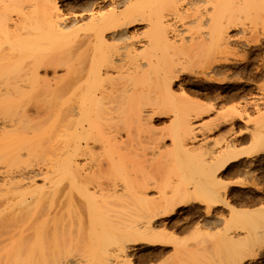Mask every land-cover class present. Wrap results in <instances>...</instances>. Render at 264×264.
<instances>
[{"label":"bare ground","instance_id":"6f19581e","mask_svg":"<svg viewBox=\"0 0 264 264\" xmlns=\"http://www.w3.org/2000/svg\"><path fill=\"white\" fill-rule=\"evenodd\" d=\"M67 1L0 0V264H130L140 245L157 247L153 251L162 254L173 244V255L165 254L171 257L167 261L197 264L190 252L185 256L184 243L177 244L180 237L166 231V221L173 213L194 203L202 205V214L223 206L235 217L236 227L224 225V231L221 226L224 236L218 230L225 242L223 252H228L222 256L224 264H264V203L260 200L254 210L238 208L225 196L226 186L220 189L224 181L218 177L227 169L236 171L241 164L247 173L258 159L264 162V122L257 123L261 129L254 126L257 131L252 133L247 127L237 133L228 130L233 134L226 138L222 134V144L219 134L215 137L220 142L202 132L204 128L208 131L205 126L210 128L214 117L225 119L222 116L230 112L249 115V109L257 114L253 120L264 121V61L255 65L253 52H248L264 42L260 23L264 0ZM252 14L260 16L261 29ZM128 50L135 52L134 58ZM256 51L255 56L262 55ZM125 53L128 60L123 58ZM123 59H131L130 63L136 59L130 64L133 76L130 70H126L128 76L123 72ZM189 66L213 83H205L200 92L213 97L212 104L192 99V89L186 87L189 81L182 75L193 71ZM120 67L128 79L133 77L127 83L122 78L125 75L117 78ZM230 72L236 76L221 86ZM114 77L125 83L115 82ZM235 99L242 102L228 114L223 101ZM209 114L214 116L206 123L203 117ZM155 115L159 120L172 118L170 139L183 162L179 168L182 180L176 176L178 182L171 183L170 193L164 186L172 176L159 179V164L155 166L157 177L154 167L150 169L155 172L146 171L144 164L137 163L138 141L132 144L137 138L131 137L133 125L147 126L143 121L146 117L152 121ZM123 127L126 140L121 135ZM247 133L248 146L252 143L256 148L251 144L247 150L243 146L237 150L240 141H247ZM166 134H156L152 142L157 146L148 148L168 150ZM213 140L218 145L210 149L209 159L195 155ZM176 150L173 156L178 155ZM147 161L150 166L152 160ZM154 177L161 180L163 190L158 192L160 181L156 180L157 186ZM156 186L158 195L152 198L149 190ZM207 230L204 235L199 232L201 239ZM218 235L212 234V240ZM209 236L203 238L205 242ZM229 239L234 240L232 244ZM207 256L206 263L222 264L219 259L214 263L211 256L209 262Z\"/></svg>","mask_w":264,"mask_h":264},{"label":"rangeland","instance_id":"374dc122","mask_svg":"<svg viewBox=\"0 0 264 264\" xmlns=\"http://www.w3.org/2000/svg\"><path fill=\"white\" fill-rule=\"evenodd\" d=\"M68 1L67 0H60V4H66ZM254 15H255V17L257 16L256 14H252L251 16H253L254 17ZM250 16V17H251ZM258 16H259V14H258ZM261 16H264V15H261ZM253 17H251L250 18V22H251V20L253 21ZM257 18V19H256ZM256 18H254L255 20H256V22H255V20L253 21L254 23H256L255 25H256V27H258V29H261V27H263L264 26V21H262V18H260V16L259 17H256ZM259 18H260V21H259ZM264 19V18H263ZM259 22L260 23H262L263 24V26H260L261 24H259ZM249 23V22H248ZM251 23H249V25H250ZM254 25V26H255ZM250 26H253V25H250ZM142 31V30H141ZM140 31V32H141ZM233 33H235V31L233 32ZM237 35V34H236ZM241 35V34H240ZM263 41V40H262ZM262 46V47H261ZM261 46H256L257 48L259 47V49H258V51H260V52H262V55L261 54H257L258 55V57L257 56H255V54L256 53H254L256 50H257V48H251L252 46H250V48H251V51L249 50V49H247V51L250 53V52H253V54H254V56H252L253 57V61H256V62H253V63H255V65H256V63L258 64L259 62H263L264 61V42H262V45ZM253 47H255V46H253ZM241 48V47H240ZM258 51H256V52H258ZM123 53H124V50L122 51ZM125 52H127L126 50H125ZM128 52L129 53H131V56L133 55V54H135V52H133V51H129L128 50ZM260 52H258V53H260ZM126 54H127V57L129 56L128 55V53H125L124 54V56H123V58H126ZM252 53H250V55H253ZM259 56H260V59H259ZM255 57V58H254ZM263 57V58H262ZM130 57H128V59H129ZM132 58V57H131ZM133 58H134V55H133ZM135 58H136V56H135ZM127 59V58H126ZM126 59H123L122 60V66L125 64L126 65V69L124 68L125 67V65L123 66V69H125L124 71H123V69L121 70V67L119 68V72H121V73H119L118 72V74H116L118 77L117 78H119V74L121 75L122 74V71L123 72H125L126 70H130V72H128V71H126L125 72V74L128 72V73H133V72H131V69H132V67H134V66H130V64L131 63H134L135 62V60L136 59H134V61L133 62H131L130 63V61H131V59H130V61H127ZM255 59V60H254ZM124 60H126V61H124ZM259 60H261V61H259ZM258 61V62H257ZM123 62H124V64H123ZM129 62V63H128ZM252 63V64H253ZM127 64H129L128 66H127ZM260 64V63H259ZM132 65V64H131ZM254 65V64H253ZM190 68H189V70H191V68H193V67H191V66H189ZM195 68V67H194ZM193 68V71H188V69H187V71H188V73L185 71L182 75L189 81V82H187V85H186V87H187V89L188 88H190V89H192V91L190 90V92H189V90H188V92L190 93V94H192L191 95V97H192V99H193V96H194V99H195V101L198 99V101L199 100H202L201 102L203 103V102H205V103H208V104H212V102H214V100H213V97H209V96H207V97H205L206 96V94H203V93H201L200 94V92H201V88H203V86L205 85V83H206V86H207V84L209 85V84H211V85H213V83L211 82H209L208 80H204V78H202L199 74H196V70H197V68H195L194 69ZM132 71H134V70H132ZM193 72V73H192ZM232 72V71H231ZM231 72H230V76H228V77H225L226 79H224V80H226V81H223V83H221V86H227V85H229L230 83H231V81H230V78H231V80L233 79V76H236V74H231ZM128 73H127V76H128ZM186 73V74H185ZM189 73H191L192 75H190ZM195 73V74H194ZM234 73H237V72H234ZM125 74H122V76H124ZM191 76V81H190V76ZM194 74V75H193ZM132 75V74H131ZM130 75V76H131ZM232 75V76H231ZM238 75V74H237ZM114 76V75H113ZM126 76V75H125ZM122 77L123 78V80H124V78H126V83L128 82L127 81V79L129 78H127V76L126 77ZM133 76V75H132ZM189 76V77H188ZM195 76V77H194ZM198 76V77H197ZM218 76H220V75H218ZM194 77V79H192ZM238 77V76H237ZM237 77H234V79L235 78H237ZM116 77H114V80H117V78L115 79ZM121 78V79H122ZM133 77H131L130 79H128V80H131ZM135 78V77H134ZM195 78H196V80H195ZM216 78V77H215ZM219 78H223V76H221V77H219ZM217 79H218V77H217ZM123 80H117V81H115V82H119L120 84L122 83L123 84ZM133 80H135L136 81V79H133ZM186 80V81H187ZM195 80V81H194ZM216 80V79H215ZM214 80V81H215ZM193 81V82H192ZM200 81H204V82H202L203 83V85L201 84V82ZM262 81H264V80H262ZM208 82V83H207ZM257 82H261V81H257ZM256 82V83H257ZM125 83V82H124ZM132 83V81L130 82V84ZM134 83V82H133ZM129 84V83H128ZM198 84V85H197ZM201 84V85H200ZM264 85V82H262V84L261 83H258V85ZM192 85L194 86V87H192ZM196 85V86H195ZM189 86V87H188ZM191 86V87H190ZM210 86V85H209ZM176 89V88H175ZM187 89H186V91H187ZM255 89H256V87H255ZM178 89H176V91H177ZM196 90V91H195ZM257 90V89H256ZM256 90H254L253 89V93H255L256 92ZM209 98H211L210 100H209ZM239 99H235V100H226V101H223V103L224 104H222V106H224L223 108H225V111H227L228 112V114H229V111L230 110H232V106L233 107H235L236 105H238V103L240 102H242L241 100L242 99H240V101H238ZM212 101V102H211ZM234 102H235V104H234ZM204 103V105H208V104H205ZM239 103V104H240ZM229 104V105H228ZM231 104H233V105H231ZM226 105V106H225ZM227 108V109H226ZM231 108V109H230ZM251 109V108H250ZM168 110V109H167ZM248 112H247V114H249V115H244V114H246V112H244L242 115L240 114V116L238 115V114H235V116H237V117H233V113L232 112H230V115H228L227 116V114H226V117H225V115L224 116H222V117H224L225 119H223V118H217L218 120H214L216 117H214V119H213V122L214 123H212L211 121V118L210 117H213L214 115H212V114H209V115H207L206 117L204 116L203 117V120L205 119V121L208 119V117H209V119L211 120L210 122L212 123H208L209 125H211V127L209 128V126L207 125V126H205V125H203V126H205L206 128H208V131L204 128V130L202 131V132H204L205 131V133H208L209 134V136H211L213 139L215 138L216 140L218 139V137H219V135H220V141H221V139H222V134H223V138H226L228 135V137H230L231 136V134H233L234 132L235 133H237L238 131L240 132H243V131H246L247 130V132H250L251 131V133H252V131L254 132V130H256L257 128L258 129H261V128H259L258 126L259 125H257V123L258 124H262L261 122H264L262 119H260V118H257V121H256V119L255 120H253L254 119V115H255V117H256V115L257 114H255L252 110L250 111L249 109L247 110ZM251 112H252V114H251ZM151 113V112H150ZM233 114V115H232ZM171 115V112L169 113V116ZM211 115V116H210ZM148 116V115H147ZM230 116V117H229ZM242 119V121L240 120V118ZM247 116H250V117H247ZM251 116H253L252 118H251ZM171 117V116H170ZM170 117H168V118H163L162 120H159V118L155 115L153 118H152V121H150L149 119L148 120H146L147 119V117H146V119L143 121L144 123L146 122V124H147V126L144 124L143 126H142V123H140V124H137V125H133V127H132V129H130L131 130V137L132 138H135L136 136H137V138H139L138 140H137V138H135L134 139V141H132L133 139H131V141L133 142L132 144H133V146H134V144L136 143V141H138L135 145L137 146H135L136 148H135V150H137V157H138V160H139V162H137L138 164L140 163H142V164H144L145 166H146V168H145V170L147 169V168H149V170H153L154 168V170H157L156 169V167L158 166L157 164H159V166L157 167L158 168V170H159V172H158V170L155 172L154 170V172L156 173H153V171H151L153 174H154V176H156L157 175V172H158V176H159V173H160V175H161V177H158L159 179L160 178H162V181L164 180V177H166V175H167V177H168V179L172 176V178H170V180H167V181H169V182H165V184L166 185H168L169 186V184H170V186H169V189H165V187H168V186H164V191L165 190H167V192H168V190H170L171 191V189L173 188L174 189V187L172 186V184H173V181L175 182H178L177 180H182V178H181V176H180V173H181V171H182V169H179V168H183V167H181V166H183V162H182V158L180 157V152L178 151L177 152V150H178V148H177V150H176V148L174 147V145L172 144V142H171V139H170V133L172 132V130H173V127H172V124L173 123H171V121H172V118H171V120H170ZM233 119H232V118ZM247 118V120H249V122L246 120V118ZM228 118V119H227ZM232 120H231V119ZM230 119V120H229ZM245 119V120H244ZM250 119H252V120H250ZM258 119H259V121H258ZM221 120V121H220ZM227 121V122H224V121ZM229 120V121H228ZM233 120H235V121H233ZM261 120V121H260ZM205 121H204V124H205ZM208 121V120H207ZM207 121H206V123H207ZM231 121H232V123H231ZM246 123H244V122ZM248 123H247V122ZM217 122H220L219 123V127H218V123ZM221 122L223 123L222 125H221ZM235 122V123H234ZM243 123V124H242ZM226 124V125H225ZM227 124H229V125H227ZM233 124V125H232ZM235 124V125H234ZM254 124H256V125H254ZM264 124V123H263ZM262 124V125H263ZM174 125V124H173ZM233 127H232V126ZM262 125H260V127L262 126ZM142 126V128L140 129V127ZM212 126H217V128L215 127H212ZM254 126H256V127H254ZM147 127V128H146ZM167 127H169V128H167ZM228 127V128H227ZM230 127H231V129H230ZM246 127H247V129H246ZM147 130V132H149V133H147L146 132V130ZM233 128V129H232ZM125 128L123 127V130H122V128H121V135H122V137H124L125 135H126V129L124 130ZM142 129H144L145 130V134H148L147 136H144L145 134L144 133H142L143 131H142ZM211 129V130H210ZM227 129V130H226ZM244 129H246V130H244ZM249 129V130H248ZM155 130H157V131H155ZM161 130V131H160ZM211 132H210V131ZM218 130V131H217ZM228 130H230V131H232V132H229ZM163 131V132H162ZM223 131V132H222ZM226 131V132H225ZM257 131V130H256ZM259 131V130H258ZM155 132H157L156 134H157V136H159L160 134L162 135V134H165V133H167L166 135V139H165V143L168 145V146H166L165 148L167 149V147H168V150H166L167 152L169 151V149L170 148H172V149H174L173 151H172V149L170 150V152L172 151L173 153H171L169 156H167L166 154H167V152H166V154L164 155L163 153H164V151H163V149L161 148H159L161 151H162V153L160 152V150L159 149H157L158 147H154L153 149L151 148H148V146L149 147H151V145H152V147L153 146H157V145H155V143H153L152 142V140L153 141H155L156 139H155ZM162 132V133H161ZM229 134H228V133ZM125 133V134H124ZM158 133H159V135H158ZM214 133V134H213ZM221 133V134H220ZM225 133L227 134V135H225ZM144 134V135H143ZM149 134H150V136H149ZM217 134H219V135H217ZM136 135V136H135ZM161 135H160V137H161ZM218 136V137H215V136ZM249 136V134L247 133V134H245V138H247V141H246V139L244 140H242V141H240V144H237V150H239V146H241V148H242V146H243V148L245 149V150H247V149H249V146L252 144H249V146H248V141L250 142V139L248 138V137H246V136ZM165 136V135H164ZM169 136V137H168ZM226 136V137H225ZM149 137H151V138H149ZM212 138H211V140H212ZM124 140H126V138L124 137ZM128 140V139H127ZM136 140V141H135ZM151 140V141H150ZM223 140V139H222ZM131 141H129L130 143H131ZM158 141V140H157ZM218 142H220L219 141V139L217 140ZM217 141H216V143H217ZM129 142H127L128 144H130ZM222 142L223 141H221V143H219V144H222ZM126 143V144H127ZM153 143V144H152ZM157 143V142H156ZM215 142H214V140L213 141H211L210 142V144H208L207 146H205L204 148H201L203 151H204V154H203V152H202V150L201 149H199V150H201L200 152L197 150L196 152H199V153H196L195 151H194V154L197 156V155H199L200 157L202 156L203 157V159H202V157H201V159L202 160H204L205 158L206 159H209L210 157V153L213 151V149L214 150H216V148H217V145L218 144H216ZM151 144V145H150ZM147 145V147H145ZM211 147H210V146ZM254 144H252L250 147L251 148H253V147H255V146H257V145H255V146H253ZM170 146V147H169ZM253 146V147H252ZM177 147V146H176ZM146 148V151L144 150V149ZM205 148H206V150H205ZM212 148V149H211ZM240 148V149H241ZM242 148V149H243ZM250 148V149H251ZM256 148V147H255ZM133 150H134V148H132ZM149 149V150H148ZM212 151H211V150ZM151 150V151H150ZM159 150V151H158ZM175 150H176V152L178 153V155L177 156H173L172 154H175ZM154 151V152H153ZM211 151V152H210ZM144 152V153H143ZM145 152H147V153H145ZM148 152H150V153H148ZM152 152H153V156H151L152 155ZM156 152L158 153V152H160L161 154L159 155V157L158 158H160V156H161V160L163 161L166 157H167V160H169L168 162H165V161H167L166 159L164 160V162H162V161H160V159L158 160V158L157 159H155V157H157V154H156ZM170 152H168V154L170 153ZM208 152H209V154H208ZM202 153V154H201ZM207 153V154H206ZM142 154H145V155H147V156H145V155H142ZM155 154H156V156H155ZM162 154H163V156H165V158H163V156H162ZM193 154V153H192ZM149 155V156H148ZM204 155H206V156H204ZM194 156V155H193ZM176 157H178V159H177V161H176ZM195 157V156H194ZM198 157V156H197ZM181 158V160L179 161V159ZM196 158V157H195ZM142 159V160H141ZM143 159H146V160H148L149 162L152 160H154V163H152V161H151V163H150V166H149V163H148V165L147 164H145L146 163V160H143ZM155 160H156V162H155ZM158 160V161H157ZM196 160H198V162H199V160H200V158L199 159H197L196 158ZM260 159H258L256 162H255V164H254V166H252L251 167V169H249V170H247V173H246V171L244 170V168H246V166H244V164H241V165H243V166H239V168H237V170L236 171H232V170H226V171H222L221 173H223V176H222V174H221V176H220V174H219V176L218 177H220V179L221 180H223L224 182L222 183V182H220V183H222V185H221V187H220V189L223 187V184H224V187L226 188L225 189V196L231 201V202H233L238 208H243V209H248V210H251L253 207H259V204L260 203H264V162L261 160V161H259ZM142 161V162H141ZM147 161V162H148ZM161 163H160V162ZM145 162V163H144ZM159 162V163H158ZM176 162H178V163H176ZM155 163H156V165H155ZM164 163H167L166 164V166H164L165 164ZM176 163V164H175ZM182 163V164H181ZM139 164V165H140ZM153 164V165H152ZM162 164H164L163 166H162ZM259 164H260V166H259ZM142 166V165H141ZM156 166V167H155ZM139 167V166H138ZM144 167V166H143ZM154 167V168H153ZM259 167V168H258ZM263 167V168H262ZM140 168H142V167H140ZM150 168H153V169H150ZM261 168V169H260ZM248 169V168H247ZM138 170H141V169H138ZM144 170V169H143ZM148 170V169H147ZM146 170V171H147ZM240 170V171H239ZM254 172H253V171ZM263 170V171H262ZM180 171V172H179ZM138 172H140V171H138ZM149 172V171H148ZM227 174H226V173ZM248 172H251V173H248ZM253 172V173H252ZM179 173V174H178ZM225 173V174H224ZM235 173V174H234ZM240 173V174H239ZM243 173V174H242ZM149 174H150V172H149ZM247 174V175H246ZM252 174V175H251ZM151 175V174H150ZM164 175V176H163ZM168 175H170V177L168 176ZM228 175V176H227ZM244 175V176H243ZM176 176H178L177 178H176ZM180 176V177H179ZM247 176V177H246ZM157 177V176H156ZM156 177H154V179L156 178ZM158 178H156L154 181H156ZM177 180H176V179ZM243 179V180H241V179ZM158 179V180H159ZM171 179H172V181H171ZM175 179V180H174ZM142 180V179H141ZM153 181V180H152ZM160 181V183H159V190L157 189V186H158V184H157V181L155 182L156 184H157V186H156V189H151V190H149V194H152V196L151 195H149V197L151 196L152 198H154V197H156V194L158 195V193H157V190H158V192L160 191V188L163 190V188L161 187V186H163L162 184H161V180H159ZM252 182V183H251ZM254 182V183H253ZM255 182H257V183H255ZM167 183H169V184H167ZM172 183V184H171ZM241 183V184H240ZM243 183H245V184H243ZM251 183V184H250ZM175 184V183H174ZM173 184V185H174ZM177 184V183H176ZM226 184V185H225ZM243 185H246V186H243ZM176 186V185H175ZM170 187H171V189H170ZM223 187V188H224ZM260 187V188H259ZM259 189V190H258ZM173 191V190H172ZM251 191V192H250ZM242 192V193H241ZM168 193H170V192H168ZM227 194V195H226ZM242 195V196H241ZM235 196H237L236 198H235ZM247 196V197H246ZM235 198V199H234ZM253 198V199H252ZM260 200H261V202H260ZM241 201H243V203L241 202ZM249 201V202H248ZM244 202H246L245 204H244ZM260 202V203H259ZM193 205V206H192ZM196 205L198 206L199 204H197V203H194V204H191L190 206H186V207H183V208H181L180 210H178V211H176L175 213H173V216L171 217V218H169V220H167L166 221V225L168 224V226L166 227L167 228V230L166 231H170L169 233H171V235H173V234H175V235H177V237H180L179 239L175 236V238H177V240L174 238V240H172V242L173 241H175L176 240V242L177 241H179V242H177V244L178 243H180V244H182V242L184 243V245H185V247H184V245L182 244V248H185V251H183V252H185V256L187 255L188 256V252H190L189 254H191L193 257H195V260L194 261H196L197 262V264H204V263H201V259H199V257L201 258L202 257V255H200L201 254V252L203 251V253L205 252V254H207L206 252H208L209 253V257L211 256V257H214V259H216V260H214L213 258H212V261L214 262V263H216V261L219 259L220 261L222 260V264H224L223 263V261H224V259H222V256L223 255H225L226 253H228V252H223V246H222V242H223V233H224V231L226 230V228H228L229 226V228H231V226H234V224L236 223V221H234L235 220V217L234 218H232L231 216H229V211H228V209H226L225 207H223V206H214V207H212L211 208V210H210V213L208 214V215H205V214H202V213H204V208L202 207V205H199V207L200 208H198V207H196ZM249 207H248V206ZM258 205V206H257ZM192 206V207H191ZM195 206V207H194ZM247 207V208H246ZM197 208V209H196ZM250 208V209H249ZM194 209V210H193ZM201 209V210H200ZM255 208H253L252 210H254ZM196 210V211H195ZM201 211V212H200ZM228 211V212H227ZM197 213H199V214H197ZM214 213H216L217 214V216L215 217V214ZM188 214V215H187ZM212 214V215H211ZM227 214V215H226ZM192 215V216H191ZM200 215V216H199ZM210 215V216H209ZM219 215V216H218ZM227 216H229V217H227ZM218 217V218H217ZM198 218H199V220H198ZM204 218V219H203ZM207 219V221H206V219ZM220 218V219H219ZM222 218V219H221ZM227 218V219H226ZM237 218V217H236ZM177 219V220H176ZM210 219V220H209ZM213 219V220H212ZM214 219H215V221H214ZM230 220V223L228 222H226L227 220ZM181 220V221H180ZM221 220V221H220ZM228 220V221H229ZM237 220V219H236ZM241 220V219H240ZM239 220V221H240ZM184 221V222H183ZM204 221V222H203ZM212 221H214V222H212ZM217 221V222H216ZM223 221H225V222H223ZM232 221V222H231ZM238 221V220H237ZM200 223L199 225L198 224H196V223ZM209 223L210 222V224L208 225L207 223ZM235 222V223H234ZM171 223V224H170ZM212 223V224H211ZM214 223H216V224H214ZM226 223V224H225ZM233 225H232V224ZM242 223V222H241ZM230 224V225H229ZM171 225V226H170ZM185 227H184V226ZM208 225V226H207ZM220 225V226H219ZM225 225V227H223ZM227 225V226H226ZM238 225H240V223L238 224ZM178 226V227H177ZM182 226V228H180ZM216 226V227H215ZM221 226H222V228L224 229V231H223V229L221 228ZM236 226H237V224H236ZM236 226H234V227H236ZM194 227H195V229H194ZM197 227L199 228V229H197ZM205 227V228H204ZM207 227V228H206ZM209 227V228H208ZM197 229V231L195 232V230ZM207 230L208 232H207V235H206V237L205 236H203L202 237V239H201V235H198L199 234V232H200V234H203L204 235V233L206 234V231L205 230ZM214 229H215V231H216V233H215V231H214ZM180 230V231H179ZM198 230H200V231H198ZM203 230H204V232H203ZM213 230V231H212ZM218 230L221 232V234L223 235H221L220 234V232H219V235H218ZM223 231V233H222V231ZM203 233H202V232ZM210 232H212L211 234H210ZM168 233V232H167ZM168 233V234H169ZM208 234L211 236H209L208 238V240H207V242H205L206 240H204L205 238H207V236H208ZM212 234H213V236H215V234L216 235H218V237H214V241H215V238H217V241L216 242H218V241H220V240H222L221 241V245H220V242H218L219 243V248H218V244L215 242L214 243V241L212 240ZM137 236V235H136ZM196 236H197V238H196ZM219 236L221 237V239L219 238ZM173 237V236H172ZM195 238L197 239L196 241H195ZM204 238V239H203ZM220 240H219V239ZM181 239H183V241L181 240ZM184 240L187 242H189V240H190V242L192 243H190L189 242V244L190 245H188V242H187V244H185L186 242H184ZM202 240H204V241H202ZM209 240H211V242L209 241ZM227 240V239H226ZM232 240V239H231ZM230 239L228 240L231 244H232V242L234 241V240H232L231 241ZM236 240V239H235ZM200 241H201V244H203V246L200 244ZM195 242V243H194ZM199 242V243H198ZM207 244L208 242L209 243H211V244H205V243ZM228 242V243H229ZM175 243V242H174ZM223 243H225V242H223ZM227 243V242H226ZM170 244H172L171 242H170ZM176 244V243H175ZM176 244V245H177ZM180 244H178V245H180ZM194 244H197V245H194ZM205 244V245H204ZM216 244V245H215ZM234 244V243H233ZM199 245V246H198ZM210 245V246H209ZM212 245V246H211ZM173 246H174V244H173ZM172 245H169V247L167 248L168 249V252L166 253V252H162V254H161V252H157V250H155V251H153V249L154 248H157V247H150V246H146V245H140V246H138V251H136V253H135V257L133 256V257H131V262H130V264H163V263H165L167 260H171V257H169V256H171V255H173V247ZM181 246V245H180ZM192 246V247H191ZM195 246V247H194ZM204 246H208V249H209V251H207L206 250V248L204 247ZM225 246V245H224ZM229 246V245H228ZM231 246H233V245H231ZM173 247V248H172ZM179 247V246H178ZM194 247V248H193ZM198 247V248H197ZM199 247H201V249L199 248ZM152 248V249H151ZM159 248V247H158ZM180 248V247H179ZM187 248V249H186ZM205 248V249H204ZM224 248H227V245H226V247H224ZM149 251H148V250ZM153 251H151V250ZM197 250V252L198 251H201L200 253L198 252V253H193L194 251H192V250ZM220 249V250H219ZM228 249L230 250L231 248H229L228 247ZM228 249H225V250H227L228 251ZM204 250H206V251H204ZM211 250L214 252H211ZM214 250H216V251H214ZM232 250H233V248H232ZM234 250H235V248H234ZM138 252H139V254H138ZM141 252H143L142 254H141ZM186 252H187V254H186ZM221 252V253H220ZM229 252H231V250L229 251ZM146 253V254H145ZM156 253V254H155ZM160 253V254H159ZM172 253V254H171ZM224 253V254H223ZM235 253V252H234ZM149 254H151V255H149ZM165 254H169V256L168 255H165ZM171 254V255H170ZM195 254V255H194ZM205 254H203V260L206 258V256H204ZM211 254V255H210ZM212 254H214V256L212 255ZM158 255V256H157ZM199 255V256H198ZM139 256V257H138ZM142 256V257H141ZM151 256V257H150ZM165 256V257H164ZM185 256H183L182 255V257L185 259ZM207 256V259L209 258ZM197 257V258H196ZM205 257V258H204ZM215 257H217V258H215ZM184 259H182V260H184ZM187 259V258H186ZM185 259V260H186ZM137 260V261H136ZM184 260V261H185ZM191 260V259H190ZM209 260V259H208ZM218 260V261H219ZM169 261H167V264H170L171 262H169ZM186 261H189V260H186ZM193 261V262H194ZM205 261V260H204ZM207 261V260H206ZM206 261H205V264H211V263H206ZM211 260H209V262H210ZM218 261H217V263H218ZM169 262V263H168ZM175 261H173L172 263H174ZM190 262H192V260L190 261ZM128 263V262H127ZM127 263H123V264H127ZM171 263V264H172ZM129 264V263H128ZM191 264V263H190ZM218 264H221L220 262L218 263Z\"/></svg>","mask_w":264,"mask_h":264}]
</instances>
